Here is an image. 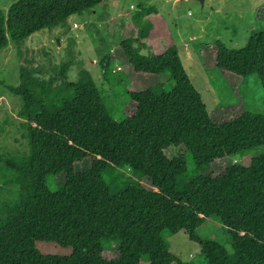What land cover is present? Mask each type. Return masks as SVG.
I'll use <instances>...</instances> for the list:
<instances>
[{
  "label": "trees",
  "instance_id": "16d2710c",
  "mask_svg": "<svg viewBox=\"0 0 264 264\" xmlns=\"http://www.w3.org/2000/svg\"><path fill=\"white\" fill-rule=\"evenodd\" d=\"M108 1L18 0L0 11V51ZM131 20L136 36L119 43L120 63L165 81L141 89L117 83L135 106L119 122L88 71L78 65L69 79L70 49L47 80L40 69H19V85L9 92L21 101L16 117L26 150L0 157V184L13 189L0 200V264H187L164 240L179 232L199 245L202 264H264V153L217 176L207 172L216 161L264 149V33L240 49L214 44V67L242 80L254 75L263 93L261 114L214 122L158 11L140 9ZM111 65L110 55L99 61L108 82ZM179 147L177 157L164 154ZM207 219L226 230L232 254L198 239ZM39 245L70 254L44 256ZM112 246L117 256L105 258Z\"/></svg>",
  "mask_w": 264,
  "mask_h": 264
},
{
  "label": "rangeland",
  "instance_id": "374dc122",
  "mask_svg": "<svg viewBox=\"0 0 264 264\" xmlns=\"http://www.w3.org/2000/svg\"><path fill=\"white\" fill-rule=\"evenodd\" d=\"M17 1L0 0V11L6 13L9 6ZM149 8L158 11L169 30L182 67L214 122L244 112L262 113L263 93L258 79L252 75L242 80L221 73L214 67L213 46L221 42L228 49H240L249 37L264 33V0H111L95 12L70 17L65 24L33 34L20 43L9 42L7 48L0 51V157L26 150L21 137V122L16 117L21 101L9 92L10 87L19 85L21 67L40 69L39 77L47 80L52 75V67L69 60L70 49L74 66L68 71L69 79H76L80 67L88 71L116 122L122 119V113L128 116L135 107L133 103H126L121 88L114 87L117 83L120 82L122 88L141 89L164 82L165 77L135 75L128 64L119 60L121 50L118 45L121 40L136 36L137 27L132 23V16L140 9ZM141 54L148 55L147 51ZM107 55L112 60L109 82L103 79L99 67V61ZM183 152L182 147L168 148L164 154L167 158H174ZM262 153L264 149L258 148L244 157L216 161L207 172L217 176L231 165H246L251 158ZM188 162H191L190 158L187 165ZM87 166L88 163L80 168ZM119 173L131 182L152 189L146 179L140 181L126 171ZM56 180L62 181L63 176H58ZM12 191L11 187L0 184V200L7 198ZM196 234L199 240L214 242L232 254L229 236L216 220L207 219ZM164 240L169 252L182 262L202 264L199 245L190 241L183 232L164 234ZM38 251L44 256L70 254L55 245H39ZM103 256L115 258V246Z\"/></svg>",
  "mask_w": 264,
  "mask_h": 264
},
{
  "label": "water",
  "instance_id": "95a60500",
  "mask_svg": "<svg viewBox=\"0 0 264 264\" xmlns=\"http://www.w3.org/2000/svg\"><path fill=\"white\" fill-rule=\"evenodd\" d=\"M199 1H202V0H199Z\"/></svg>",
  "mask_w": 264,
  "mask_h": 264
}]
</instances>
